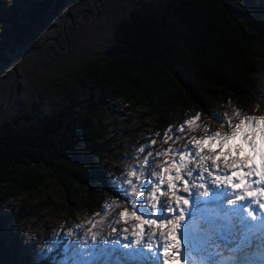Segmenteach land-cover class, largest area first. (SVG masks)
<instances>
[{
    "label": "trees",
    "instance_id": "16d2710c",
    "mask_svg": "<svg viewBox=\"0 0 264 264\" xmlns=\"http://www.w3.org/2000/svg\"><path fill=\"white\" fill-rule=\"evenodd\" d=\"M103 16L106 26H92L98 48L75 53L73 32ZM32 58L69 70L74 84L46 80L42 96L62 91L54 111L33 98L7 113L2 106L23 89L20 70ZM263 58L264 0H0V209L22 199L14 215L0 216V264L17 263L14 229L43 209L27 208L28 200L50 181L69 215L99 207L103 195L119 200L121 172L108 166L112 145L102 119L116 104L143 108L157 141L151 149L167 148L169 125L177 132L196 113L202 122L209 109L264 114Z\"/></svg>",
    "mask_w": 264,
    "mask_h": 264
},
{
    "label": "snow or ice",
    "instance_id": "6c2138e0",
    "mask_svg": "<svg viewBox=\"0 0 264 264\" xmlns=\"http://www.w3.org/2000/svg\"><path fill=\"white\" fill-rule=\"evenodd\" d=\"M261 96L264 97V93ZM258 108H261L259 104ZM261 110L264 111V108ZM208 115L227 131L207 133L208 126L200 120V113H196L185 120L177 131L184 132L187 126V130L203 128L207 134L191 137L187 144L173 147L180 137L173 131L174 126L169 125L162 143L172 141V144L161 151H148L150 146L157 144L154 139L149 144L141 145L138 153L134 154V157L141 158V162L132 165V170L126 175L121 173L116 178L117 194L128 201L132 209L121 211L120 220L127 223V220L134 218L139 222L131 226L133 239L123 245L119 240L112 242L117 246L113 251H119L117 264L121 261L123 264H130V261L139 264L140 258H152L158 262L161 249L163 264H181V258H187L197 234L207 235L210 240L213 234L227 239L224 235L226 231L251 227L244 217L237 215L238 212H246L255 221L256 209L252 206L259 205V209L264 210V114L245 115L236 110L228 115L209 109ZM228 192L232 193L233 198L226 197ZM144 193L148 195L144 196ZM169 196L170 199L167 198ZM221 198H224V203L234 206L231 215L220 217L219 223L197 217L201 203L220 201ZM114 203L106 201L105 205L111 207ZM100 223L102 220L93 227ZM145 226L151 231L146 233ZM112 231L121 234L116 227ZM89 232L90 243L95 248L100 234L91 228ZM122 232L127 240L129 228ZM145 235L149 237L147 242ZM57 236L59 233L53 236L44 250L49 255L58 250L60 241ZM152 237L162 241L159 247L154 246ZM88 243L85 238L84 247ZM212 247L218 249L220 245L213 242ZM145 249L150 251L145 252Z\"/></svg>",
    "mask_w": 264,
    "mask_h": 264
},
{
    "label": "rangeland",
    "instance_id": "374dc122",
    "mask_svg": "<svg viewBox=\"0 0 264 264\" xmlns=\"http://www.w3.org/2000/svg\"><path fill=\"white\" fill-rule=\"evenodd\" d=\"M20 3L22 0H16ZM7 4L10 0H6ZM113 7V5L111 4ZM96 20V19H92ZM84 25L78 27L74 32V37L79 41L78 45L73 47L75 53L87 52L90 49L95 50L99 46V41L95 36V31L92 26L103 24L106 26L108 24V19L103 16L101 21L94 22L90 19H86ZM67 73L69 70L57 71V69L47 64L44 60L39 59H28L24 66L20 70L21 80L23 81V89L16 92L14 99L8 101L5 106L7 113L11 111L12 107H15L18 103L23 101L28 102L34 99H40L39 104L42 110L54 111L63 104V95L60 88H48L42 96L41 92L47 87L45 82L49 77L55 79L57 77L59 86H68L70 88L73 86V82L69 84L67 78ZM258 77L264 82V58L260 61V70L258 72ZM9 86L8 82H4ZM66 84V85H65ZM76 84V83H75ZM2 91L0 88V93H6V86ZM59 89V90H58ZM4 96L1 97V100ZM113 107V106H111ZM1 109V108H0ZM143 108L136 107L133 109H128L126 104L120 105L116 104L113 108L111 114L103 116L104 124L109 126L108 136L110 143L112 145V153L107 160L109 167L119 166V171L124 175L128 171L132 170V165H138L141 162L140 157H134V154L138 153L139 147L141 145H146L150 143L151 127L153 128V123L148 119L145 114H143ZM205 124L219 131L224 132L226 128L221 126V123L210 118L207 114L204 117ZM151 122V123H150ZM149 124L152 126L148 127ZM122 129H124L122 131ZM179 132L177 133V135ZM198 138V137H197ZM191 139V138H190ZM188 139V141L190 140ZM185 142L183 145L188 143ZM182 145V146H183ZM163 149L148 151H161ZM142 155V154H141ZM120 173V174H121ZM146 194V193H144ZM159 193H157L158 195ZM147 196V195H144ZM104 200L99 207H92V209H85L83 206L78 209V212L69 215L67 209L65 210L64 195L61 190L57 187L55 182L50 181L49 185L44 187L38 195H34L28 200L27 208L34 209L35 207H42L43 209L37 214L29 215L24 221L19 223L14 229V248L19 255L17 263L13 264H89L86 254L91 256V250L93 252L94 247L91 241V233L89 228L93 232H97L100 236L97 239L98 243L102 244L107 239L115 238L119 236L116 232L112 231L113 227H116L118 231L122 234V230L128 226L131 228L132 222L135 221L134 218L127 220H120L119 213L125 208L132 211L125 203H118L114 198L108 195H103ZM168 198V197H167ZM139 199V198H138ZM115 202L111 207L105 205V202ZM22 202L21 198L16 200L8 201L6 205L0 209L1 215H14L20 208ZM123 206H122V205ZM151 201L149 200V206ZM102 206L104 210L101 211ZM149 218V217H146ZM98 226L93 227V224L100 222ZM119 221V223H116ZM129 224V225H128ZM131 233V230H129ZM129 232L127 236H129ZM59 233L56 238L60 241L57 246L58 250L53 254L49 255L44 250L47 245H49L55 234ZM70 233V234H69ZM120 234V235H121ZM131 235V234H130ZM112 237V238H111ZM85 238L89 241L86 250ZM102 246V245H100ZM84 249V250H82ZM100 251V248H98ZM96 250V247H95ZM102 251V249H101ZM98 253L92 255L91 259L98 258ZM103 257L102 253L99 254ZM99 259V258H98ZM101 259L96 264H101ZM2 264H10L8 261Z\"/></svg>",
    "mask_w": 264,
    "mask_h": 264
},
{
    "label": "bare ground",
    "instance_id": "6f19581e",
    "mask_svg": "<svg viewBox=\"0 0 264 264\" xmlns=\"http://www.w3.org/2000/svg\"><path fill=\"white\" fill-rule=\"evenodd\" d=\"M144 195H148L147 193L146 194H144ZM159 195V194H158ZM164 197H162V199H163ZM137 223H139L138 221H134V222H132L131 224L132 225H134V224H137ZM129 225V224H128ZM151 231V229H149L148 228V226H145V232L146 233H148V232H150ZM128 234V233H127ZM131 233L129 232V235H130ZM112 238V237H111ZM116 238V237H115ZM115 238H112V239H107V240H113V239H115ZM148 239H149V237H148V235H145V237H144V240H145V242L146 241H148ZM106 241V240H105ZM104 241V242H105ZM107 243V242H106ZM96 244H97V242H96ZM100 245H102V246H100ZM104 244L102 243V244H100V243H98V245H97V247H96V250H95V248H94V250H93V252L94 253H98V255H97V257L99 258V259H102L103 261H104V258H105V256L109 253V250H106V249H104ZM98 248H102V251L100 250L99 251V249ZM91 251V250H90ZM102 253V255H103V257H100L99 256V254H101ZM90 254V253H89ZM101 261V260H100ZM244 264H254V261L253 260H249V261H247V262H245Z\"/></svg>",
    "mask_w": 264,
    "mask_h": 264
}]
</instances>
